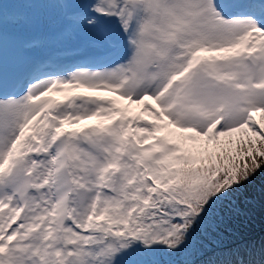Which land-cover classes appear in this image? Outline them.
<instances>
[{"label":"snow or ice","instance_id":"obj_1","mask_svg":"<svg viewBox=\"0 0 264 264\" xmlns=\"http://www.w3.org/2000/svg\"><path fill=\"white\" fill-rule=\"evenodd\" d=\"M261 173L264 0H0V264H264Z\"/></svg>","mask_w":264,"mask_h":264},{"label":"rangeland","instance_id":"obj_2","mask_svg":"<svg viewBox=\"0 0 264 264\" xmlns=\"http://www.w3.org/2000/svg\"><path fill=\"white\" fill-rule=\"evenodd\" d=\"M254 179L251 184L245 185L236 194L241 208V213L234 216L231 221V227L237 234L236 238L259 239L264 235V223L257 221V217L264 212V173Z\"/></svg>","mask_w":264,"mask_h":264},{"label":"trees","instance_id":"obj_3","mask_svg":"<svg viewBox=\"0 0 264 264\" xmlns=\"http://www.w3.org/2000/svg\"><path fill=\"white\" fill-rule=\"evenodd\" d=\"M257 221L264 223V212H261L260 216L257 217Z\"/></svg>","mask_w":264,"mask_h":264},{"label":"bare ground","instance_id":"obj_4","mask_svg":"<svg viewBox=\"0 0 264 264\" xmlns=\"http://www.w3.org/2000/svg\"><path fill=\"white\" fill-rule=\"evenodd\" d=\"M77 44H78V41H69V44H68V46L71 48V47H75V46H77Z\"/></svg>","mask_w":264,"mask_h":264}]
</instances>
